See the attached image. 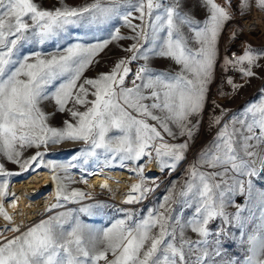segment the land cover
<instances>
[{
    "label": "snow or ice",
    "instance_id": "1",
    "mask_svg": "<svg viewBox=\"0 0 264 264\" xmlns=\"http://www.w3.org/2000/svg\"><path fill=\"white\" fill-rule=\"evenodd\" d=\"M253 10L264 12V0H58L50 9L37 0H0V264H264V86L259 103L236 111L211 102L207 126L214 136L158 207L141 215L117 209L121 218L101 228L71 209L55 211L87 196L68 191L58 171L69 179V170L79 169L86 182L93 174L87 166L101 158L104 168L128 169L138 182L123 203L133 204L155 191L149 182L156 177L144 172L148 163L161 172L180 166L204 121L217 69L233 92L264 80V47L242 42L241 54L229 56L236 29L223 55L219 44L234 17ZM112 44L128 55L109 71L84 77ZM157 59L174 70H154ZM45 101L54 102L53 113L44 111ZM56 112L69 117L59 127L49 122ZM65 141L84 147L67 163L45 162L47 147ZM43 168L55 185L49 215L27 226L14 223L4 209L9 198L13 207L19 199L10 191L12 178ZM237 195L244 205L235 204ZM97 207L104 205L82 204L78 212L91 216ZM233 245L240 251L232 252Z\"/></svg>",
    "mask_w": 264,
    "mask_h": 264
},
{
    "label": "rangeland",
    "instance_id": "2",
    "mask_svg": "<svg viewBox=\"0 0 264 264\" xmlns=\"http://www.w3.org/2000/svg\"><path fill=\"white\" fill-rule=\"evenodd\" d=\"M37 2L44 7L45 9H50L53 8L58 4V0H37ZM87 2V0H65V3L68 5H80L84 4ZM235 2V0H234ZM253 10L251 13L244 15L241 17L240 15H236L234 19L229 23L231 28L230 31L233 29H236L239 32V37H242L243 40L248 45H251L253 48H260L264 47V23L262 24V27H256L254 30L253 34L247 35L243 33V31H240L242 23H245L246 25L248 24L245 22L246 20L250 19L253 17L255 14H260L262 19L264 20V12H258ZM198 16H203L202 12L197 13ZM252 16V17H251ZM244 21V22H243ZM127 29L121 27V32L123 34H127ZM100 35L107 36V33H101ZM90 39L91 37H86ZM123 45L127 46L130 42L129 41H122L120 42ZM221 43V39L219 44ZM45 48L49 51L54 50L52 44H47L45 45ZM128 55L127 53H124L119 50V48L116 46V44L110 45L105 51L100 53L97 57L96 60L98 63L94 64L91 66L88 70L85 71L84 77L86 78H91L99 74L100 72H107L110 70L111 66L113 63L122 56ZM139 63H142V61L135 62L131 65L133 68V71L136 69L137 65ZM151 67L154 70H174L175 66L172 65L168 60H153L151 62ZM261 75H264V71H261ZM242 83V82H240ZM264 86V80L261 79H252L250 82L245 83L244 86L240 87L237 91L233 92L226 97H208V105L205 109V117L204 121L201 123L199 133L195 136L194 140L190 142V146L187 150L186 153V159L180 164L179 167L176 168L175 171L169 172V170H164L161 172L159 170L158 175H154L153 173H147L145 172L146 176H152L156 177L155 183L149 182V186L155 188V191L151 192L145 200H143L141 203H133V204H125V203H118L114 200L113 198V192L107 188H104L101 186V184H91L88 183V181L84 182L81 180V171L79 169H70L68 176L69 179H63L64 178V173L58 171V174L61 176L63 183L66 185L67 190L71 191L73 189L82 191L87 194L86 198L80 202V203H68L64 205L63 208H58L55 211L60 212L64 211L66 209H71L74 212H76L78 215H80V218L83 220L84 223L94 227V228H101L109 224L110 221L114 219L121 218L122 213L118 212L117 209H130L134 210L138 215L141 214H146L149 208L153 207H158V204L163 201L164 195L168 193L172 185L175 183L177 186H179L185 179V172L186 168L190 164L196 163L198 154L196 153L195 149L199 143H202L204 140H206V143H208L212 137L215 134V129L214 128H208L207 126V121L209 119L207 113L212 111L211 107V102L215 101L217 104L221 105L224 109H228L231 111H236L240 109L244 105H248L251 103H259L261 99V88ZM91 99V97H89ZM72 105L69 104L68 107H71ZM42 108L44 109L45 112L47 113H53L55 111V105L54 102L52 101H45L42 104ZM83 110V109H81ZM216 115H219V109H216L215 111ZM68 114L67 112L65 113H59L56 112L55 115L50 119V124L52 126H61L62 122L65 119H68ZM165 139H168L170 143H179L180 140L172 141L168 137H165ZM84 145L82 142L79 143H73L70 141H65L59 144H50L46 151L47 155L45 156V162L51 160L55 163H67L68 161L71 160V157L73 153L80 148H83ZM35 149H31L25 153V156H30L33 154ZM40 151L44 152L45 149L41 148ZM103 162L102 158L99 164ZM97 165L96 162H91L87 167L89 170L95 168ZM6 167L14 172L20 171L18 166L13 165L11 163L7 164ZM119 168V167H114ZM45 170H48L47 168H43ZM123 169V168H122ZM33 172H28L25 173L23 176L20 177H14L11 180L12 182H19L20 180H25V178L28 175H31ZM89 175H87V180H88ZM138 178L136 177L133 179L127 186V189L124 191V198L126 193L129 190V187L133 183H137ZM10 183V187H11ZM158 185V187H157ZM53 193L55 190V185L53 183ZM46 190H43V192L39 193L37 197L31 198V200H36L40 196L43 197V195H46ZM255 195V191H254ZM11 199L8 200V202ZM20 201L28 200L26 197H20ZM33 202V201H32ZM54 196L52 195L51 199L48 200L47 205L44 207V209L41 212H37L33 214L32 210L28 211V220L25 221V226L31 225L33 223L38 222L41 219H44L49 215V213L46 212V208L49 207L52 203H54ZM24 206L28 207L31 209V204L29 201H25L23 203ZM88 205V204H95V205H104V207H97L92 209V215H84L80 214L78 212V209L81 207V205ZM245 202H240L239 205H244ZM7 204L4 203V209L8 213L9 216L12 217V220L14 223L17 224V217L14 216L13 213H10L9 210L7 209ZM249 207L252 208L253 205L249 204ZM229 212H235V207L230 206L227 209ZM254 210V209H253ZM191 210H189L190 212ZM189 213H185V215H188ZM249 213L245 211L243 215L247 216ZM33 215L35 216L34 218H31L30 216ZM217 223H219L217 221ZM5 225V221L3 219H0V228H3ZM189 236H191L193 239H195V234L191 233L190 231L187 233ZM238 234V231H237ZM6 236H12V232H6L4 233ZM232 252H239L240 248L237 245H233L231 247Z\"/></svg>",
    "mask_w": 264,
    "mask_h": 264
},
{
    "label": "bare ground",
    "instance_id": "3",
    "mask_svg": "<svg viewBox=\"0 0 264 264\" xmlns=\"http://www.w3.org/2000/svg\"><path fill=\"white\" fill-rule=\"evenodd\" d=\"M245 22L248 23L247 26H251L253 28L254 32L257 26L262 27L264 20L260 14H255L252 18L246 20ZM144 170L145 172L153 173L154 175H158L159 172L155 162L148 163ZM89 172L93 174L89 175L87 180L88 183H96L101 185L106 184L107 187L104 188H107L113 192V198L118 203H122L124 201V191L127 189L128 184L136 178V176L132 175L128 169L104 168L103 162L97 164L96 167L89 170ZM52 186L53 182L51 180V172L45 169H41L38 172H33L31 175H28L25 180L11 183V192L15 193L18 198L26 197L28 199L24 201H20L18 199L16 201L15 207L11 206L8 200L5 201L9 212L13 213L14 216L17 217V224H25V221L29 218L28 215H26L28 214L29 210H32L33 214H35L37 212H41L44 209L48 200L51 199L53 195ZM43 190H46L47 192L45 196L43 195V197L40 196L36 200H31V198L37 197L39 193L43 192ZM25 201L30 202L32 206L31 209L24 206L23 203H25ZM30 217L34 218L35 216L31 215Z\"/></svg>",
    "mask_w": 264,
    "mask_h": 264
},
{
    "label": "built area",
    "instance_id": "4",
    "mask_svg": "<svg viewBox=\"0 0 264 264\" xmlns=\"http://www.w3.org/2000/svg\"><path fill=\"white\" fill-rule=\"evenodd\" d=\"M241 26H242L241 29L243 33L247 35L253 34V28L251 26H247L245 25V23H242ZM230 28L231 26L230 24H228V26L224 30L223 36L221 37V43H220L221 55H223L224 48L230 43L228 41V35L231 32ZM242 42H245V40H243L242 37L238 36L237 40L234 43H231L230 51L228 53L229 56H231L232 53L241 54L242 47H243ZM227 75L233 76V78L236 80L237 83L242 82L239 80L238 77H236V74L231 71L228 72ZM220 92L226 93V95H220L219 94ZM231 93H232L231 87L226 82H224V76L221 74L219 69H217L216 77H215L214 82L211 85L208 97H211V96L212 97H216V96L226 97V96H229ZM234 200H235V204H240V202H245V197L237 195L234 198Z\"/></svg>",
    "mask_w": 264,
    "mask_h": 264
},
{
    "label": "crops",
    "instance_id": "5",
    "mask_svg": "<svg viewBox=\"0 0 264 264\" xmlns=\"http://www.w3.org/2000/svg\"><path fill=\"white\" fill-rule=\"evenodd\" d=\"M207 144L206 140H204L202 143H199L195 149L196 153L199 155L200 150L204 147V145Z\"/></svg>",
    "mask_w": 264,
    "mask_h": 264
}]
</instances>
